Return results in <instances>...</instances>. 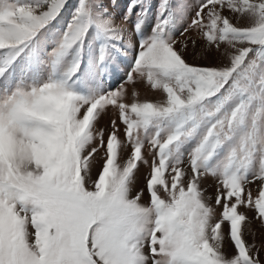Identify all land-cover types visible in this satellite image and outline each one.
Segmentation results:
<instances>
[{"label": "snow or ice", "instance_id": "6c2138e0", "mask_svg": "<svg viewBox=\"0 0 264 264\" xmlns=\"http://www.w3.org/2000/svg\"><path fill=\"white\" fill-rule=\"evenodd\" d=\"M0 264H264V0H0Z\"/></svg>", "mask_w": 264, "mask_h": 264}, {"label": "rangeland", "instance_id": "374dc122", "mask_svg": "<svg viewBox=\"0 0 264 264\" xmlns=\"http://www.w3.org/2000/svg\"><path fill=\"white\" fill-rule=\"evenodd\" d=\"M188 36L189 37H192L194 36V33H188ZM179 39H184L183 37H178ZM204 45V41L201 39V40H198V44H197V50L199 51ZM191 52V45L189 46V53ZM186 58L191 62L193 57L192 55L186 53ZM197 63H216V59H215V56L213 53H209L208 54V59L205 61V60H199V61H196ZM137 90L139 92V98L141 100L143 99H154L156 98L159 94L158 93H153L151 90H149L147 87L143 86V85H137ZM145 171V169L143 168V166H141V173H143ZM205 185H214V181H212L211 179H208L205 181ZM253 190V193L255 194L257 188H256V185L253 184L250 186ZM214 191V187L213 188H209V193L213 192ZM241 211H244V209H241ZM248 216L249 217H252L253 215V212L249 211L248 213ZM253 227H255L257 229V242L259 243L260 240H261V236H260V229H259V225H258V222L254 221L253 222ZM249 240H251V237H248Z\"/></svg>", "mask_w": 264, "mask_h": 264}]
</instances>
